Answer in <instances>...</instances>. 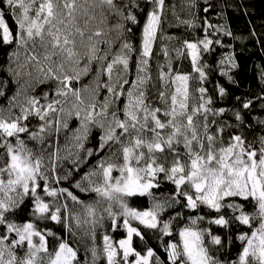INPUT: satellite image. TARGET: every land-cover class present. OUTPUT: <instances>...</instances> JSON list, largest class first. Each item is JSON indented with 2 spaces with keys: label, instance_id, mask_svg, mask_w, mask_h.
Here are the masks:
<instances>
[{
  "label": "snow or ice",
  "instance_id": "1",
  "mask_svg": "<svg viewBox=\"0 0 264 264\" xmlns=\"http://www.w3.org/2000/svg\"><path fill=\"white\" fill-rule=\"evenodd\" d=\"M216 7L0 0V264H264V66L232 95Z\"/></svg>",
  "mask_w": 264,
  "mask_h": 264
},
{
  "label": "trees",
  "instance_id": "2",
  "mask_svg": "<svg viewBox=\"0 0 264 264\" xmlns=\"http://www.w3.org/2000/svg\"><path fill=\"white\" fill-rule=\"evenodd\" d=\"M200 2L203 4V0ZM210 2L217 5L207 14L212 23L229 25L234 35L240 37L237 40L229 38V42L233 45V49L229 51L234 50L240 66L235 71L239 87L229 86L232 95L240 96L258 92L260 80L257 66H264V45L256 42V39L251 36V30L255 28L258 35L264 33V0H210ZM244 8L247 9V15L243 12ZM221 10L225 15L223 18H218L216 13ZM200 15L205 14L201 11ZM6 20L14 31L16 26L12 18L9 16ZM165 28L167 29V25ZM167 32L174 34L175 30L167 29ZM223 51L224 49L217 48L215 56H208L207 59L215 63ZM213 76L216 80L224 81L218 72L213 73Z\"/></svg>",
  "mask_w": 264,
  "mask_h": 264
}]
</instances>
